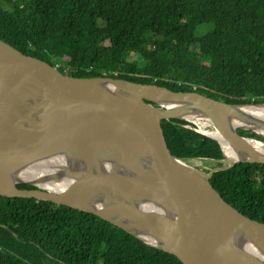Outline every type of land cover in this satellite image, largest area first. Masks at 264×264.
<instances>
[{
	"label": "water",
	"instance_id": "95a60500",
	"mask_svg": "<svg viewBox=\"0 0 264 264\" xmlns=\"http://www.w3.org/2000/svg\"><path fill=\"white\" fill-rule=\"evenodd\" d=\"M257 106L264 103L73 77L0 39V195L91 213L183 264H264V223L210 182L236 163L264 164L237 133L264 136V122L247 111ZM199 116L215 128L229 121L235 159L214 167L184 143L186 157L171 153L168 120Z\"/></svg>",
	"mask_w": 264,
	"mask_h": 264
},
{
	"label": "trees",
	"instance_id": "16d2710c",
	"mask_svg": "<svg viewBox=\"0 0 264 264\" xmlns=\"http://www.w3.org/2000/svg\"><path fill=\"white\" fill-rule=\"evenodd\" d=\"M0 39L73 77L264 102V0H0ZM173 122L175 157H186L187 144L214 167L226 163L216 141L184 127V119ZM238 134L264 141L252 131ZM210 182L264 223V164L239 162ZM0 264L183 263L91 213L0 195Z\"/></svg>",
	"mask_w": 264,
	"mask_h": 264
},
{
	"label": "bare ground",
	"instance_id": "6f19581e",
	"mask_svg": "<svg viewBox=\"0 0 264 264\" xmlns=\"http://www.w3.org/2000/svg\"><path fill=\"white\" fill-rule=\"evenodd\" d=\"M248 113L251 114L254 120L259 122H264V106H257V107H248L247 108ZM197 121H199L202 125L206 124V118H201L200 116L196 118ZM224 121V127H218L215 128V136L218 138L222 145L223 152L225 156L233 160L235 159V155L230 149L232 145L229 142L230 136H229V130H230V123L228 120ZM264 133V131H263ZM248 150L250 151H257V152H263L264 153V143L257 141V140H245L243 143ZM22 178V175L20 176Z\"/></svg>",
	"mask_w": 264,
	"mask_h": 264
},
{
	"label": "clouds",
	"instance_id": "9594fccd",
	"mask_svg": "<svg viewBox=\"0 0 264 264\" xmlns=\"http://www.w3.org/2000/svg\"><path fill=\"white\" fill-rule=\"evenodd\" d=\"M56 66V65H55ZM124 80H126V79H124ZM129 81V80H128ZM132 82H134V81H132ZM135 83H138V82H135ZM140 84H142V83H140ZM143 84H152V83H143ZM167 88V87H166ZM181 92H183V91H181ZM194 92H196V91H194ZM198 93V92H197ZM200 94V93H199ZM201 95H203V94H201ZM203 96H205V95H203ZM206 97H208V96H206ZM209 98H211V97H209ZM217 100H219V99H217ZM219 101H222V102H225V101H223V100H219ZM225 103H230V104H234V105H238V104H249V103H236V102H225ZM250 103H254V102H250ZM260 103V102H259ZM264 103V102H263ZM173 119H179V118H172V119H169L168 120V123L169 122H173ZM180 120V119H179ZM185 120V119H184ZM187 121V120H186ZM167 123V124H168ZM174 123V122H173ZM169 126V125H168ZM183 126L184 127H186L187 129H190V130H192V131H194V132H196V133H199V131H202V132H204V134H201L202 136H205V137H208V138H210V139H212V140H214V141H216L217 143H218V145H219V147H220V149L222 150V152H223V149H222V145H221V143H220V141L218 140V138L215 136V127H214V125H213V123L211 122V120H209L208 118H206V124H204V125H202L199 121H197L196 119H193L192 121H187L186 122V124H183ZM239 130V129H238ZM238 130H237V133H238ZM241 130V129H240ZM200 134V133H199ZM241 136V135H240ZM261 136V135H260ZM242 137H244V136H242ZM263 138H264V136H262ZM244 138H246V139H249V140H257V141H260V142H263L264 143V141H262V140H258V139H255V138H251V137H244ZM223 156H224V158H225V160H226V156H225V154H224V152H223ZM206 158V157H205ZM207 159V158H206ZM208 160V159H207ZM209 161V160H208ZM210 162V161H209ZM226 164V163H225Z\"/></svg>",
	"mask_w": 264,
	"mask_h": 264
},
{
	"label": "rangeland",
	"instance_id": "374dc122",
	"mask_svg": "<svg viewBox=\"0 0 264 264\" xmlns=\"http://www.w3.org/2000/svg\"><path fill=\"white\" fill-rule=\"evenodd\" d=\"M112 58H113V60H118V57L116 56V54L115 53H113V56H112ZM213 64H215L216 63V61H214L213 60V62H212ZM240 130V129H239ZM199 133L200 134H204V132H202V131H199ZM222 161H224V162H226V160H225V158H223V160ZM210 163V162H209ZM211 164V163H210Z\"/></svg>",
	"mask_w": 264,
	"mask_h": 264
},
{
	"label": "flooded vegetation",
	"instance_id": "af4514ba",
	"mask_svg": "<svg viewBox=\"0 0 264 264\" xmlns=\"http://www.w3.org/2000/svg\"><path fill=\"white\" fill-rule=\"evenodd\" d=\"M237 164V163H236ZM235 165V164H234Z\"/></svg>",
	"mask_w": 264,
	"mask_h": 264
}]
</instances>
